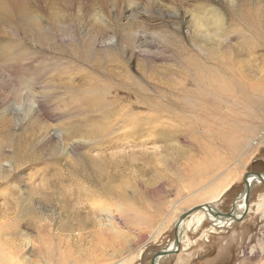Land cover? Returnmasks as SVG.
I'll list each match as a JSON object with an SVG mask.
<instances>
[{
    "label": "rangeland",
    "instance_id": "374dc122",
    "mask_svg": "<svg viewBox=\"0 0 264 264\" xmlns=\"http://www.w3.org/2000/svg\"><path fill=\"white\" fill-rule=\"evenodd\" d=\"M7 1L3 0L6 5L11 2ZM16 1L19 5H25L26 19L37 18L41 28L47 29L56 20L64 24L60 27H73L76 5L85 9L78 22L85 27L94 26L91 10L87 8H91L92 2L99 4L103 0ZM113 1L122 16L119 22L114 20L110 23L107 36L97 42V46L113 47L110 52L113 59L108 71L116 76L120 74V79L124 77L127 67L140 81L142 74L161 81L164 78L171 82L178 80L175 73L181 70L184 57L178 50L184 47L195 50L206 48L207 53L214 49L217 51L216 56L220 39L226 38V32L242 26L238 20L241 4L252 7L250 20L254 25L257 24L259 31H264V11L261 17L257 13L259 8L264 10V0ZM138 4L141 6L137 12L129 13ZM5 12L0 10V115L6 114L13 118L14 130L29 129V133L33 131L35 134L32 135L37 134V140L40 138V141V134L45 142L53 138L58 150L64 151L63 156L58 155V162L50 158L33 162L15 171L6 185H0V215L10 218L28 201H32L34 211L26 216L28 221L26 218L21 231L18 229L24 233V239L38 245L39 237L42 239L44 253L30 256L31 264H150L156 252L175 240V225L181 215L203 205L222 190L227 191L214 205L222 214L229 213L234 201L244 190L243 174H264L263 47L256 50L239 47L236 52L238 64L235 66L228 61L230 52L222 48L226 61L222 59L217 67L221 80L217 75L214 76L216 83L229 88L230 98L233 97L229 99L217 93L219 107L217 104L212 110L211 101L207 100L204 105L208 110L204 108V112L196 116L192 114L195 119L205 122L201 126L204 134L200 136L202 139L199 138L200 147L179 139L178 147L167 149L159 134L148 132L133 135L131 127L125 124L127 117L124 116V123L114 121L117 125L112 140L100 148L95 145L93 148L87 139L72 138L65 141L63 138L60 141L57 137L59 131L56 129L59 130L60 125L67 121L66 118L73 122L82 119L76 117L72 105L67 111L62 107L66 100L63 88L54 90L49 87L51 81L56 84L73 82L77 75V71L73 72L69 67L73 59L67 52H62L61 56L65 59L61 66L66 67L68 64L67 74L62 72V67L44 73L42 69L50 66V61L43 60L48 51L37 50L26 42L21 47L30 48L33 56L29 55L23 64L13 60L5 45L24 43L26 36L22 31H17L22 22H19L21 25L18 28L10 25L8 20L12 18ZM214 14L225 18V21L218 22L217 29L213 23ZM260 19L263 20L262 29ZM17 21L12 19V22ZM26 21L21 27L30 29ZM34 29L38 28H33V33ZM115 34L118 38L130 34L133 38L132 47L129 48L125 43L120 46ZM260 34L253 33L257 38ZM60 38L64 42L57 40L58 45L65 47L68 38ZM229 39L232 40V36ZM56 57L57 54L54 55ZM98 58L100 61L106 60ZM23 82L24 88L20 87ZM236 87L245 90V99L239 93H234ZM13 91L19 94L18 99L13 98ZM46 94L54 95L55 102L49 100ZM133 103L126 101L124 105L131 108ZM135 112L136 109H133L132 113ZM135 114L138 115L137 112ZM186 114L192 117L190 113ZM3 117L0 116V127L5 121ZM45 126L49 128L47 132L40 131ZM11 151L8 147L5 154H11ZM90 158L99 164L104 175L113 177L115 173L120 174L119 179L111 181L112 187L119 191L114 198L98 197L91 200L82 193L88 189L98 192L97 186L87 182L81 173L90 167ZM0 162L10 166L7 160ZM49 166L53 169L48 171L46 168ZM47 198L52 203L46 209L40 205ZM249 203L250 211L242 222H235L227 228H216V233H212L214 226L208 220L199 228L187 226L179 249L161 264H264V185L251 189ZM67 204L73 205L66 208ZM68 211L70 213L63 214ZM42 214L46 219L42 221L41 229L44 230L39 231L36 225ZM61 224L73 226V241H70L68 232L63 231V234L57 230ZM25 253L31 254V247Z\"/></svg>",
    "mask_w": 264,
    "mask_h": 264
},
{
    "label": "bare ground",
    "instance_id": "6f19581e",
    "mask_svg": "<svg viewBox=\"0 0 264 264\" xmlns=\"http://www.w3.org/2000/svg\"><path fill=\"white\" fill-rule=\"evenodd\" d=\"M117 6L118 5L115 4L113 0H103L99 4L92 2L91 8L89 7L87 10H91L92 19L95 21V25L85 27V25L80 23V21L78 22L79 18H81L80 16L84 15L83 11L85 9H82L83 6L76 5L75 14L73 15L72 19L73 27H60L64 24L56 20L55 23H52L51 28L43 29L41 28V23L37 18L28 17V19H26L27 13H25L26 8L23 3L19 5L16 0H11V2L6 5L3 0H0V10L2 9L4 13L7 11L12 19L15 18L19 20L17 22H12V19H9L8 22L10 25H14L16 28H18L19 24L21 25L19 22H22L23 25V23L27 20L26 24L30 27V29H24V27H21V25L20 28L17 29V31L23 32L24 37L26 36L24 38V43L13 42V45L6 44L4 48L11 52L10 56L13 58V60H18L21 62V64L27 60L29 55L32 57L34 54L32 53L31 49L26 46L22 49L21 46L26 44V42L33 45L37 50H47V55L43 60L50 61V66L42 69L44 73H50L53 70L56 71L57 68L62 67V72L67 74L68 64L65 65L66 67L61 66L64 63L62 60L65 59L61 56L62 52H67L68 55L73 59V62L70 61L69 64V67L71 70H73V72H75V70L77 71V75H75L73 82H59V84H56L53 81L49 82L50 88H53L54 90L63 88L66 91V100L64 101V105L62 107H64V109L67 111L70 105H72L74 111L76 112V117L78 116L82 118L76 122L66 118L67 121L60 125L59 130L56 129V131H59V133H57V137L60 138V141L64 139L65 141L71 140L72 138L87 139L93 144V148L94 145L95 147L100 148L106 142L112 140L111 136H113L114 130L116 129L115 125H117V123L114 124V121L116 120L122 124L124 123V116H126L127 119L125 118V124L131 127V133L133 135H141L143 133L147 134L148 132L159 134L163 143L166 144L167 149L178 147L177 143L179 139H184L193 146L198 147L200 144L198 143L200 141L199 138L201 134H204V129L201 128V126L205 122L195 119L196 117H193L192 114H195L194 116H196V114L199 112L202 113L205 111V109L208 110V108H205L204 105V102L207 100L211 101L210 106L212 110L215 109L217 104L219 107V102L216 98L217 93L224 94L229 99H232L233 97L232 95L230 98L231 90L229 88L222 84L216 83L215 80L216 75L220 79V75L217 70L219 62L222 59L223 61H226L225 53L221 51L222 48L225 49V52H230L231 57L228 61H230L234 66L238 64V62L236 63V52L239 47H250L251 50L254 48L256 50V48L259 47L264 48V31H259V28L256 26L257 24L254 25L250 20L252 16L251 14L253 12L252 7L246 4H241V7L239 8L240 16H238V20L241 22L242 26H236L232 30L226 32V38L220 39V44L218 45L219 50L218 53H216V56L215 52L217 51L214 49H208L209 51L207 53L205 52L207 51L206 48L195 50L194 48L184 47L178 50L180 54L184 56L181 64L182 68L180 67L181 70L175 73L179 79H174V81L171 82L166 78L161 81L158 78L146 76V74H142L140 81L136 79V77L133 76L131 72H129L127 67L124 71V77L121 79L119 77L120 74H118V76H116L115 73L110 74V70L108 71V69L109 64L113 59L110 55L111 48L113 49V47H99L97 46V42L99 43L101 39L103 40V38L107 36L111 22L114 20L119 22L122 14ZM140 6V4L135 5V7L131 8L129 13L135 14ZM263 11V8H259V10H257V13L260 15V17L262 16ZM219 21H225V18L219 14H214L213 23L216 29L219 28ZM260 21L262 23V29L263 20L260 19ZM194 22H196V19ZM33 28H38L34 29L35 33L32 32ZM246 30L248 31L245 32ZM254 32L258 34L261 33L259 35L260 37L257 38L254 36ZM247 34H250V36ZM62 36H66L68 38V44L65 45V47L59 46L57 43V40L60 41V37ZM230 36H232V40L229 39ZM116 38L118 39L120 46H123L125 43L127 46H130L129 48H131L133 45V38L130 36V34H125V36L121 38H118L116 35ZM61 41L64 42L63 39H61ZM107 53L108 55L105 56ZM192 53H195V55H192ZM55 54H57L56 58H54ZM98 57L105 58L106 60L100 61ZM10 67H13V65H10ZM86 70H91L92 72L88 73ZM142 73L145 72L142 71ZM168 73L169 72H167V74ZM82 81H85L86 84L84 85ZM24 85L25 82L21 83L20 87L24 88ZM235 91V94L239 93L241 97L244 99L246 98V92H244L245 90L238 89L236 87ZM46 96L49 100H53L54 95L46 94ZM13 98H19V94L16 91H13ZM53 101L55 102V100ZM126 101H134L131 108H129L128 105H124V102ZM47 102L49 103V101ZM133 109H136L138 115L135 114L136 112L134 114L132 113ZM186 113H190L192 117ZM1 115L4 116L3 118L5 121L4 124H2V127H0V161L7 160V163H10V166L8 165L7 167V165H2L0 162V185H6L8 182L7 180L15 171L25 166H30L29 164H32L33 162H38L46 158H50L51 160L57 159L56 162H58V155L63 156L64 151L58 150L59 148L53 138L52 141L50 140L49 142H45L43 141L45 139H43L42 135L40 134V141V138L37 140V134L32 135L35 134L33 131L32 133H29L31 132L28 131L29 129L25 130L22 128L21 130H14L13 118H9L6 114ZM2 122L3 120L1 123ZM48 129L49 128L45 126L40 131L44 130L47 132ZM8 147L11 148L12 151L11 154L9 153L7 155L5 154V149ZM89 164H91L90 167L83 169L81 173L87 182L94 183L97 186L98 192L93 191L92 189L84 190L82 192L84 196L91 200H95L98 197L114 198V196L118 195V188L115 189L112 187L113 185H111V181H115L114 178H118L120 174L114 172L115 174L113 177L111 176L112 178L109 175H104V173L101 172L102 170L99 164L92 158H90ZM51 169H53L51 166L46 168L48 171ZM99 173H101L100 176L97 175ZM243 175H245L243 177L244 190L232 205L231 211H233L232 214L234 217H226L225 214L221 213V211L219 212L217 205H214V203L220 200L222 195L227 191L222 190L220 193H218V195L212 196L206 201V203L200 205L203 206L201 210L194 211L182 223H180L178 231L180 239L179 243L174 240L168 246H166L165 249H162L161 251L171 253L166 256L158 257L155 264H161V262L168 256H174L176 251L179 249L180 244H182V238L185 234L187 226L191 227L192 225H195L196 228H199L204 224L205 221L208 220L214 226L212 231L213 233L216 228L221 229L227 228V226L230 227V225L238 222L237 220L242 218L245 212L247 214V212L250 211V203L247 205V194L245 188L250 185L252 189L258 185H264V183L261 178L257 177L255 174ZM114 184L116 186L115 182ZM119 195L121 196V194ZM31 202L28 201L27 204L19 208V210L16 211L10 218L8 215L1 214L0 264H31V260H29L30 256H41L44 253L43 244L41 243L42 239L40 237L38 241L40 245H38L35 242L24 239V233L20 232L22 225L26 221V216L28 213L34 211L33 204ZM49 203H52L50 198L45 200L43 199L40 206L46 208ZM72 205L67 204L65 207L71 208ZM208 205L209 208H207ZM243 211L244 213L241 215ZM68 213L70 212H63L65 215ZM47 216L49 215L47 214ZM45 219L43 214L40 215L38 220L39 223L36 225L39 231L44 230L41 229V227L43 226L42 221ZM28 226L30 227V225ZM57 230L61 231L62 233L63 231L68 232L67 234L71 238L70 241H73V226L70 227L69 225L61 224L58 225ZM64 239L62 238V240ZM29 247H31L32 255H25L27 254L25 253V250H27ZM22 256L28 257L22 258Z\"/></svg>",
    "mask_w": 264,
    "mask_h": 264
},
{
    "label": "water",
    "instance_id": "95a60500",
    "mask_svg": "<svg viewBox=\"0 0 264 264\" xmlns=\"http://www.w3.org/2000/svg\"><path fill=\"white\" fill-rule=\"evenodd\" d=\"M251 174H255L257 177L261 178V180L263 181L264 183V177H263V174H260V173H247L246 175H251ZM245 191H246V194H247V205H249V201H250V192H251V187L250 185L247 186L245 188ZM203 208V206H196L194 208H192L191 210L185 212L182 216H180L179 218V221L177 222V224L175 225V240L177 241V243H179L180 239H179V235H178V231H179V227H180V223H182L189 215H191L194 211H197V210H201ZM209 208V205L208 207ZM233 211H230L229 213L225 214L226 217H234L233 216ZM246 215V212L245 214L243 215L242 218L238 219L237 221L238 222H242L244 217ZM171 252H165V251H159L157 252L154 257L152 258L151 260V263L150 264H155L156 263V260L158 257H161V256H166V255H169Z\"/></svg>",
    "mask_w": 264,
    "mask_h": 264
},
{
    "label": "flooded vegetation",
    "instance_id": "af4514ba",
    "mask_svg": "<svg viewBox=\"0 0 264 264\" xmlns=\"http://www.w3.org/2000/svg\"><path fill=\"white\" fill-rule=\"evenodd\" d=\"M263 176H264V174H263Z\"/></svg>",
    "mask_w": 264,
    "mask_h": 264
}]
</instances>
